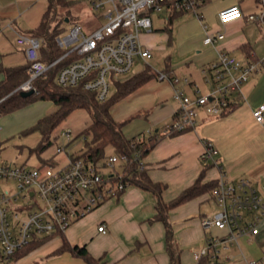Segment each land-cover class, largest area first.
<instances>
[{
    "label": "crops",
    "instance_id": "0c3cea01",
    "mask_svg": "<svg viewBox=\"0 0 264 264\" xmlns=\"http://www.w3.org/2000/svg\"><path fill=\"white\" fill-rule=\"evenodd\" d=\"M235 5L242 9L243 17L222 25L219 13ZM47 7L48 0H0L1 68H14L28 63L24 47L16 42L17 36L28 35L30 30L36 29ZM263 11L264 0H204L200 9L201 17L188 12L176 18L192 16L190 21L179 25L176 36L174 25L169 33L164 27L156 29L154 22L151 32L142 33L143 47L151 51L152 57L147 62L139 61L154 73L168 74L169 79H151L120 101L135 104L138 108H150L151 111L144 112V118L152 127L139 135L167 132L180 109L179 102L173 96L174 89H182L190 97H194L197 91L208 94L209 87L203 69L217 60L221 51H228L242 61H249L243 50V46H247L252 56L262 63L261 70L244 84V99L234 111L222 117H212L204 108H198L195 128L175 137L167 136L145 158L152 180L166 184L163 193L165 202L190 187L201 174L205 166L201 155L206 141L213 143L216 152L214 159L208 161L211 166L205 174V182L224 176L231 182L248 179L256 186L264 185V121L257 122L253 115L256 108L264 105V23L249 20L250 15H258ZM167 19L168 16L165 26ZM218 32L223 35L220 40L213 44L204 43L207 36L214 37ZM175 42L181 53L193 54L176 66L172 65L169 57L162 70L153 69L148 64L154 57L153 49L173 46ZM4 79L5 74L0 71V81ZM186 79L188 82H185ZM117 104L111 112L118 121L117 117L121 113L115 112ZM135 117L141 116L136 114ZM50 159L63 167L69 163L70 155L65 150L57 151ZM40 164L42 162L36 156H29L24 165L38 167ZM206 196L182 204L170 212L177 243L182 250V264H194L193 251L198 250L194 246L201 243L204 246L210 237L224 234L215 227L206 230L202 225V220L207 216L202 211V203L213 200ZM155 215L154 195L129 186L120 197L111 198L94 209L90 217L73 223L64 235L72 246L85 245L93 256L103 257L108 264H169L165 227L161 222H150ZM101 225L106 226V233L99 232L98 227ZM261 229L255 237L241 238L257 240L263 234ZM53 240L44 245L50 247L46 252L54 250V253L61 247L60 238ZM189 258H192V262L187 261ZM20 260L6 264H18ZM44 264L51 263L47 261Z\"/></svg>",
    "mask_w": 264,
    "mask_h": 264
},
{
    "label": "built area",
    "instance_id": "2783aa9c",
    "mask_svg": "<svg viewBox=\"0 0 264 264\" xmlns=\"http://www.w3.org/2000/svg\"><path fill=\"white\" fill-rule=\"evenodd\" d=\"M203 1L91 0L93 11H103L99 17L104 18L105 23L90 35H86L78 24L65 37L60 35L57 42L65 52L52 63L40 58L41 39L18 34L16 42L24 47L30 62V78L16 91H34L35 80L71 56L73 60L62 67L56 77L57 85L62 88L82 86L95 92L98 100L104 102L110 98L118 76L129 73L138 60L147 62L152 57L141 41L142 33L152 31V15L169 17L174 12H191L201 17ZM242 17L243 11L238 5L219 13L222 25ZM249 20L264 23V11L250 15ZM222 37L218 32L214 37L207 36L204 43L213 44ZM261 68L260 61H242L228 51H221L217 60L203 69L208 94L197 91L194 97H190L182 89H174L173 96L180 109L166 133L195 128L198 108H204L209 116L220 117L234 104L242 103L244 84ZM159 79L169 78L162 73ZM253 115L257 122H263L264 105L256 108ZM63 136L67 140L72 138L70 131ZM215 152L213 143L206 141L201 159L207 163L214 159ZM123 161L115 154L100 163L75 159L63 167L11 166L0 160V182L14 181L17 190L13 194L7 189L0 190V264L10 262L18 250L37 239L65 233L73 223L105 202L107 196L115 197L124 185L110 182L104 171L107 169L121 179L123 172L117 166L123 165ZM214 195L220 212L212 217L206 216L202 225L206 230L215 227L224 234L210 237L207 246L194 250V264L211 254L214 260H220L221 250L237 245L241 237L259 235L264 221V185L256 186L248 179L231 182L221 176ZM98 230L106 233V226L101 225ZM244 264H264V255L258 260L245 259Z\"/></svg>",
    "mask_w": 264,
    "mask_h": 264
},
{
    "label": "trees",
    "instance_id": "16d2710c",
    "mask_svg": "<svg viewBox=\"0 0 264 264\" xmlns=\"http://www.w3.org/2000/svg\"><path fill=\"white\" fill-rule=\"evenodd\" d=\"M72 3L73 1L71 0H48V7L41 19L40 25L28 32L29 36L42 40L39 49L40 58L47 63L54 62L65 52L58 45L57 38L62 33L60 24L64 20H67V17L64 13H60L59 9L69 7ZM181 14V12H174L169 16L164 30L171 33L174 21ZM70 20L71 18L68 17V21ZM243 50L250 60L259 62L257 58L252 56L250 48L243 46ZM72 60L71 56L64 59L52 67L45 76L35 80L33 83L34 93L28 97H23L22 92L16 90L30 78V62L28 61L26 65L14 68L0 67V71L5 74V79L0 81V116L9 115L37 101L53 103L57 108L56 111L39 119L26 132L39 131L42 136L40 145L36 149H31L29 156H36L42 162L40 164L42 167L49 165L60 167L53 159L45 160L41 155L52 145L51 134L53 131L75 110H86L91 116L92 123L74 140L72 138L68 140L67 145V147L70 146L82 135L85 140V148L81 153L69 154L70 160L84 159L87 162L100 163L110 156L108 155L109 151H112L113 154L124 160V164L122 165L123 177L118 179L116 176L110 174L108 178L114 184L118 182L124 185V189L118 191L115 197H120L129 186H135L144 191L151 192L156 198V215L150 219V222H161L165 227V243L169 256V264H182V250L177 243L170 212L176 207L204 195H209L210 199L215 200L214 192L218 189L219 179L209 182L204 181L205 174L211 166L210 164H205L201 174L190 187L183 190L170 202H165L163 193L166 190V184L152 180L144 160L167 136L175 137L191 129L182 132L173 131L169 134L152 132L149 136L143 133L139 136L128 138L125 135L124 127L130 120L119 122L113 117L111 112L117 103L134 93L151 79L159 78V74L154 73L150 67H146L144 71L124 82L117 80L114 86L116 89L115 94L106 101L100 102L95 92L87 91L82 86L62 88L57 85L56 77L59 71ZM239 105L234 104L231 110L222 116L228 115ZM88 136L91 137L90 141L87 139ZM111 198H114V196H107L106 201ZM56 237L62 240V245L54 253L63 254L70 252L73 256L82 258L87 264H108L103 257L97 258L93 256L85 245L72 246L64 233L35 240L29 246L18 250L8 263L28 256ZM197 264H220V262L215 261L211 254L210 256L203 257Z\"/></svg>",
    "mask_w": 264,
    "mask_h": 264
},
{
    "label": "rangeland",
    "instance_id": "374dc122",
    "mask_svg": "<svg viewBox=\"0 0 264 264\" xmlns=\"http://www.w3.org/2000/svg\"><path fill=\"white\" fill-rule=\"evenodd\" d=\"M71 1H73V3L69 7H63L59 9L60 13H64L67 19L68 17L71 18L70 21L67 22L64 20L60 24V29L62 31L61 37L68 35L75 24L81 26L83 32L86 35H90L105 23V19L99 17L100 14H103V11H93L90 0ZM166 17L167 16L163 14L152 15L154 27L156 29L163 27L165 28ZM191 17V15H187L177 19L174 22L175 36L179 25L190 21ZM153 54L154 57L150 62H148V64L155 70H162L164 68L165 61L169 57H171L172 65L176 66V64L191 56L190 54L193 53H181L177 42H175L173 46L166 45L162 49H153ZM145 68L146 64L138 60L129 73L118 76L117 79L121 82H124L136 74L141 73ZM115 92L116 89L113 87L110 92V97L113 96ZM56 109L57 108L53 103L47 101H37L19 110V112L17 111L9 115L0 116V144H2L0 147V160L10 164L11 166L24 165L25 161L29 158L30 150L36 149L42 140V136L39 131L30 133H27L26 131L35 125V123L40 118L52 114L56 111ZM149 111H151L150 108H138L135 106V104L130 105L127 103V101H122L121 103L119 102L117 104L115 112L116 114L121 113V115L117 117L118 121L126 122L130 120L128 121L124 130L125 135L128 138L138 136L143 131L146 132L147 129H149L151 125L144 118L145 113ZM136 114H139L141 117H135ZM91 123V116L86 110L77 109L72 112L69 117L64 120L51 134L52 145L42 153V158L49 160L54 155H56L58 148H61L62 151L65 150L68 154L81 153L85 148L84 136L81 135L80 138L75 140L73 144L67 147L68 140L63 136V134L67 131H70L71 137L74 140L77 136L83 133ZM156 129L157 128H154V130ZM87 139L90 141L91 137L88 136ZM111 154L112 151H109L108 155ZM117 169L120 172H123L122 165H118ZM104 174L106 177H108L111 172L106 169ZM6 189L11 194L16 193V183L14 181L0 182V190ZM174 198H172V200ZM206 198L209 197L206 196ZM202 211L208 217H212L220 212V208L214 200H210L202 203ZM91 214L92 212L86 215L85 218L90 217ZM260 227L262 228L261 231L263 234L259 239L250 240V238H240L238 244L229 246L228 250L222 251L220 249L221 254L220 260H218V262H220V264H244L245 259L258 260L262 258L264 255V221L261 223ZM54 241L55 240L52 242L53 244ZM202 245L203 244L201 243L194 247L195 249L205 247L207 245V241L205 242L204 246ZM49 248V245L43 246L28 256L22 258L18 264H44L47 261H50L51 264H87L81 258L74 259L70 252H65L63 254L52 253L54 250L52 252H46ZM187 261L192 262V258H189Z\"/></svg>",
    "mask_w": 264,
    "mask_h": 264
},
{
    "label": "water",
    "instance_id": "95a60500",
    "mask_svg": "<svg viewBox=\"0 0 264 264\" xmlns=\"http://www.w3.org/2000/svg\"><path fill=\"white\" fill-rule=\"evenodd\" d=\"M66 21L68 22V19ZM33 93H34V91L32 90V91H29V92H22L21 94H22L23 97H28V96L32 95Z\"/></svg>",
    "mask_w": 264,
    "mask_h": 264
}]
</instances>
